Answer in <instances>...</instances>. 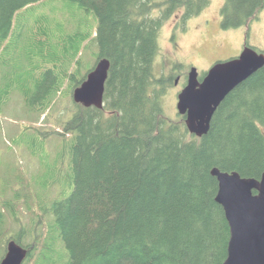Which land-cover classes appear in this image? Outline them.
Returning a JSON list of instances; mask_svg holds the SVG:
<instances>
[{
	"label": "trees",
	"instance_id": "obj_1",
	"mask_svg": "<svg viewBox=\"0 0 264 264\" xmlns=\"http://www.w3.org/2000/svg\"><path fill=\"white\" fill-rule=\"evenodd\" d=\"M47 1L0 0V51L65 47L50 51L53 63L20 68L15 77L7 71L0 109L19 87L29 113L48 116L66 83L73 92L86 79L80 53L89 33L58 35L47 18L33 20L35 6ZM69 1L98 18L95 55L111 61L104 107L76 103L59 132L72 138L63 185H74L72 192L50 206L40 196L33 242L20 227L0 249L15 239L29 249L24 264H224L230 226L211 170L256 178L264 172V67L226 96L199 137L186 116L166 115V78L156 76L155 61L165 21L176 14L186 23L210 0ZM263 9L264 0H224L222 28L248 26ZM20 195L6 203L14 216Z\"/></svg>",
	"mask_w": 264,
	"mask_h": 264
},
{
	"label": "rangeland",
	"instance_id": "obj_2",
	"mask_svg": "<svg viewBox=\"0 0 264 264\" xmlns=\"http://www.w3.org/2000/svg\"><path fill=\"white\" fill-rule=\"evenodd\" d=\"M223 2L210 0L205 9L186 23L174 14L161 28L155 73L159 78H166L163 102L165 113L170 119L180 117L178 94L187 83L192 67H196L202 77L216 62L237 57L246 44L264 52V9L250 25L224 29L221 18ZM42 3L35 6L37 13H33V20L38 18L36 16L47 18L58 35L65 34V31L89 33L80 53L83 58L81 75H85L97 62L95 52L99 51L98 42H93L91 38L93 29L98 25V18L82 9L79 3L69 0H48L47 4ZM173 33L176 35L175 42L172 41ZM77 39L80 41L81 37ZM42 48L9 47L1 50L0 87H6L3 79L7 71L15 77L24 71L20 68L42 65L46 61L53 63L55 60L51 55L47 56L50 51L62 54L65 49ZM76 66L72 64L70 68L74 70ZM178 76L180 79L176 84ZM14 81L16 84L22 83L17 78ZM10 92V99L0 109V248L2 241L18 232L20 227L27 230L25 241L32 243L37 230H41V227L37 229V224H34L35 220H39L40 196L42 204L50 206L55 200L67 197L74 186L69 188L67 185L65 190L63 187L69 177L66 170L70 165V155L65 153H69L72 138L70 134L63 136L59 133L64 132L63 121L70 119L76 110L70 85L66 83L57 95L48 116L44 114L41 117L29 113L19 87L11 88ZM18 192L21 194L16 206L18 214L14 216L6 203L8 199L13 200ZM50 218L47 215L45 220ZM9 240L2 249L4 254L0 249V261L6 253ZM64 251L67 252L65 246ZM58 252L56 249L55 259L62 260L63 249L60 248Z\"/></svg>",
	"mask_w": 264,
	"mask_h": 264
},
{
	"label": "water",
	"instance_id": "obj_3",
	"mask_svg": "<svg viewBox=\"0 0 264 264\" xmlns=\"http://www.w3.org/2000/svg\"><path fill=\"white\" fill-rule=\"evenodd\" d=\"M111 61L99 58L86 79L73 91L76 103L104 107L105 85ZM264 67V52L245 47L235 58L216 62L200 80L192 67L188 81L178 94V112L186 116L189 131L206 134L213 115L226 96ZM218 180L216 200L225 211L230 226L228 255L224 264H264V172L259 178L244 177L238 171L211 170ZM29 249L15 239L7 242L0 264H24Z\"/></svg>",
	"mask_w": 264,
	"mask_h": 264
},
{
	"label": "flooded vegetation",
	"instance_id": "obj_4",
	"mask_svg": "<svg viewBox=\"0 0 264 264\" xmlns=\"http://www.w3.org/2000/svg\"><path fill=\"white\" fill-rule=\"evenodd\" d=\"M175 38H176V35L173 33V34H172V41H173V42H175ZM247 46H248V44L245 45V47H247ZM245 47H244V48H245ZM176 48H177V47H176ZM218 62H219V61H218ZM188 76H189V74H188ZM199 77H200V76H199ZM203 77H204V76L200 77V80H201ZM179 79H180V76H178V77L176 78V80H175V83H176V84L179 82ZM187 81H188V77H187ZM185 85H186V84H185ZM185 85H184V86H185Z\"/></svg>",
	"mask_w": 264,
	"mask_h": 264
}]
</instances>
